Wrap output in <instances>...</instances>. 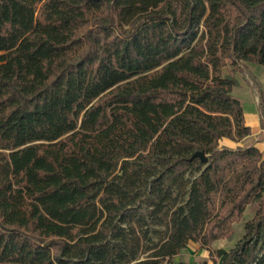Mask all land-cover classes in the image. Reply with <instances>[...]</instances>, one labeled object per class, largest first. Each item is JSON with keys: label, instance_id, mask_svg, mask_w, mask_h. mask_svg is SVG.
<instances>
[{"label": "trees", "instance_id": "1", "mask_svg": "<svg viewBox=\"0 0 264 264\" xmlns=\"http://www.w3.org/2000/svg\"><path fill=\"white\" fill-rule=\"evenodd\" d=\"M242 63L264 0H0V264H173L255 202L215 256L264 264L262 154L220 149Z\"/></svg>", "mask_w": 264, "mask_h": 264}, {"label": "rangeland", "instance_id": "2", "mask_svg": "<svg viewBox=\"0 0 264 264\" xmlns=\"http://www.w3.org/2000/svg\"><path fill=\"white\" fill-rule=\"evenodd\" d=\"M253 67L263 69L261 66L255 65ZM228 71L240 84L239 87L233 89L232 96L240 102L245 113H248V111L250 110V104H251L250 101H252L253 106H256L258 108L259 113L262 114V117L264 119V115H263L264 79L260 77L259 75L260 72L252 71L251 66L244 63L239 64V67L237 69L228 67ZM220 149L238 150L240 148L233 143L231 144L221 143ZM257 208H258V203L256 202L247 208L243 220L239 224L235 225L236 233H235V239L233 241L224 244H219L215 246V248L214 247L212 248V253L209 252V255L207 256V258L212 262V264H220L222 261L221 259L218 258H216L215 260L213 259V257H216L215 256L216 251L221 250V248L226 251H229L235 247V244L244 235L245 223L253 218ZM186 249L181 253L180 256L181 260L183 259V261L186 262L187 264H204L203 260L200 259V257L198 258L195 255L196 253L194 251L192 250L188 251V249L187 250ZM195 258L199 259V261L193 262V259ZM175 261H178V259H176Z\"/></svg>", "mask_w": 264, "mask_h": 264}, {"label": "crops", "instance_id": "3", "mask_svg": "<svg viewBox=\"0 0 264 264\" xmlns=\"http://www.w3.org/2000/svg\"><path fill=\"white\" fill-rule=\"evenodd\" d=\"M248 65L251 66L252 71L260 72L259 73L260 77L264 79V68L263 67H262L263 69H261V68L253 67L255 65H251V64H248ZM239 86L240 84L238 83V87ZM250 102H251L250 110L248 111V113L244 112V121H245V125L251 129V135L240 142H234L228 139H223L220 141V145L221 143H224V144L233 143L236 146H238L240 149H245V148H250V147L256 148L261 152L263 160H264V119L262 117V114L259 113L258 108L256 106H253L252 101ZM224 243H228V241L223 240V241L216 242L213 245V247L215 248V246L219 244H224ZM187 249L188 251L189 250L194 251L196 253L195 255L198 258L200 257V259L203 260L204 264H212V262L207 258V256L209 255V251L202 249L198 244L191 243L189 244ZM221 250H224V249L221 248ZM180 256L176 257L173 260L174 264H177L180 262L186 263L183 261V259L182 260L180 259ZM176 259H178V261H175ZM213 259L215 260L216 257H213ZM196 261H199V259H196V258L193 259V262H196ZM220 264H222V261Z\"/></svg>", "mask_w": 264, "mask_h": 264}, {"label": "water", "instance_id": "4", "mask_svg": "<svg viewBox=\"0 0 264 264\" xmlns=\"http://www.w3.org/2000/svg\"><path fill=\"white\" fill-rule=\"evenodd\" d=\"M193 158H199V159H201L202 163H204V164H207L208 163V158L202 152L196 153L193 156Z\"/></svg>", "mask_w": 264, "mask_h": 264}]
</instances>
